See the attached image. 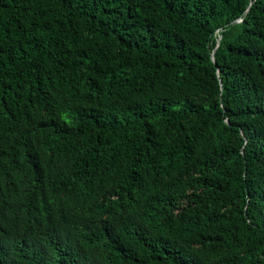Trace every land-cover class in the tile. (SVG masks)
I'll list each match as a JSON object with an SVG mask.
<instances>
[{
    "label": "trees",
    "instance_id": "16d2710c",
    "mask_svg": "<svg viewBox=\"0 0 264 264\" xmlns=\"http://www.w3.org/2000/svg\"><path fill=\"white\" fill-rule=\"evenodd\" d=\"M0 264H264V0H0Z\"/></svg>",
    "mask_w": 264,
    "mask_h": 264
},
{
    "label": "clouds",
    "instance_id": "9594fccd",
    "mask_svg": "<svg viewBox=\"0 0 264 264\" xmlns=\"http://www.w3.org/2000/svg\"><path fill=\"white\" fill-rule=\"evenodd\" d=\"M2 247H6V240H5V238L2 241Z\"/></svg>",
    "mask_w": 264,
    "mask_h": 264
}]
</instances>
